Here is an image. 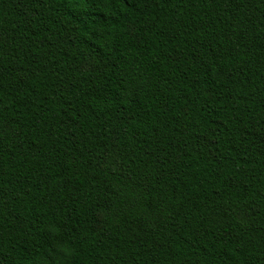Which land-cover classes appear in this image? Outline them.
<instances>
[{"label":"trees","instance_id":"trees-1","mask_svg":"<svg viewBox=\"0 0 264 264\" xmlns=\"http://www.w3.org/2000/svg\"><path fill=\"white\" fill-rule=\"evenodd\" d=\"M0 264H264V0H0Z\"/></svg>","mask_w":264,"mask_h":264}]
</instances>
